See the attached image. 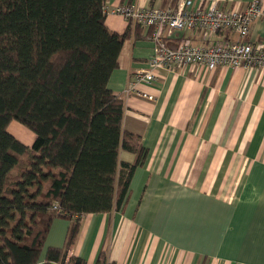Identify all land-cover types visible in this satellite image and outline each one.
Masks as SVG:
<instances>
[{"label": "crops", "instance_id": "obj_1", "mask_svg": "<svg viewBox=\"0 0 264 264\" xmlns=\"http://www.w3.org/2000/svg\"><path fill=\"white\" fill-rule=\"evenodd\" d=\"M179 0H106L110 10L134 4L165 8ZM216 1L244 9L253 0ZM264 4V0H261ZM105 26L128 32L108 88L123 101L122 128L145 150L118 211L86 214L69 255L95 264L100 252L113 264H264V70L175 66L152 83L135 81L153 52L151 29L106 13ZM168 45H205L229 32L173 31ZM247 40L264 41V20ZM132 163L135 156L120 152ZM69 221L55 218L46 250L65 246Z\"/></svg>", "mask_w": 264, "mask_h": 264}, {"label": "trees", "instance_id": "obj_2", "mask_svg": "<svg viewBox=\"0 0 264 264\" xmlns=\"http://www.w3.org/2000/svg\"><path fill=\"white\" fill-rule=\"evenodd\" d=\"M105 2L0 0V264H36L55 218L69 221L67 238L45 261L86 264L69 255L81 217L120 210L143 162L108 88L128 32L105 26ZM12 121L34 133L31 148ZM95 264L113 263L100 252Z\"/></svg>", "mask_w": 264, "mask_h": 264}, {"label": "built area", "instance_id": "obj_3", "mask_svg": "<svg viewBox=\"0 0 264 264\" xmlns=\"http://www.w3.org/2000/svg\"><path fill=\"white\" fill-rule=\"evenodd\" d=\"M104 13L123 17L132 26L151 29L153 52L146 69L138 72L135 81L152 83L159 72L175 66H200L208 71L218 67L264 70V41L251 43L247 40L251 24L264 20V4L253 0L242 10L220 7L216 1L194 3L179 0L165 8H142L134 4L117 6ZM206 31L212 34L229 32L234 37L205 45H193L182 41L168 45L165 33L173 31ZM57 213L61 210L55 205Z\"/></svg>", "mask_w": 264, "mask_h": 264}, {"label": "rangeland", "instance_id": "obj_4", "mask_svg": "<svg viewBox=\"0 0 264 264\" xmlns=\"http://www.w3.org/2000/svg\"><path fill=\"white\" fill-rule=\"evenodd\" d=\"M7 132L29 148L35 141L34 133L16 121L9 123Z\"/></svg>", "mask_w": 264, "mask_h": 264}]
</instances>
